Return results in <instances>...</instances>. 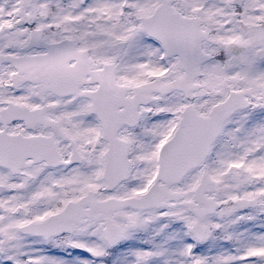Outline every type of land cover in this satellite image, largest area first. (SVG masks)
<instances>
[{
    "label": "snow or ice",
    "instance_id": "1",
    "mask_svg": "<svg viewBox=\"0 0 264 264\" xmlns=\"http://www.w3.org/2000/svg\"><path fill=\"white\" fill-rule=\"evenodd\" d=\"M0 264H264V0H0Z\"/></svg>",
    "mask_w": 264,
    "mask_h": 264
}]
</instances>
